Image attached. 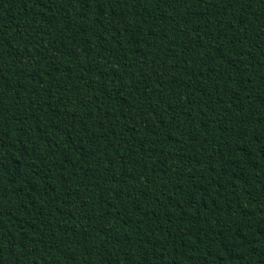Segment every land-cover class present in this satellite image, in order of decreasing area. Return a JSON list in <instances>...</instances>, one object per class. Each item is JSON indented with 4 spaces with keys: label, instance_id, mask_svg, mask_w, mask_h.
<instances>
[{
    "label": "trees",
    "instance_id": "1",
    "mask_svg": "<svg viewBox=\"0 0 264 264\" xmlns=\"http://www.w3.org/2000/svg\"><path fill=\"white\" fill-rule=\"evenodd\" d=\"M0 264H264V0H0Z\"/></svg>",
    "mask_w": 264,
    "mask_h": 264
}]
</instances>
